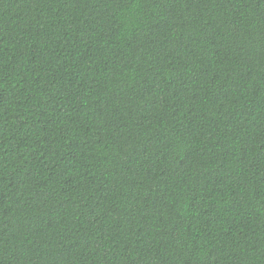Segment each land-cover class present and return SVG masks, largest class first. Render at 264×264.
Returning a JSON list of instances; mask_svg holds the SVG:
<instances>
[{
  "label": "trees",
  "instance_id": "16d2710c",
  "mask_svg": "<svg viewBox=\"0 0 264 264\" xmlns=\"http://www.w3.org/2000/svg\"><path fill=\"white\" fill-rule=\"evenodd\" d=\"M0 264H264V0H0Z\"/></svg>",
  "mask_w": 264,
  "mask_h": 264
}]
</instances>
